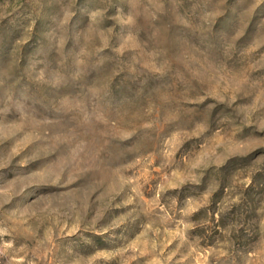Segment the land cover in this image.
Here are the masks:
<instances>
[{
  "label": "rangeland",
  "instance_id": "374dc122",
  "mask_svg": "<svg viewBox=\"0 0 264 264\" xmlns=\"http://www.w3.org/2000/svg\"><path fill=\"white\" fill-rule=\"evenodd\" d=\"M0 264H264V0H0Z\"/></svg>",
  "mask_w": 264,
  "mask_h": 264
}]
</instances>
